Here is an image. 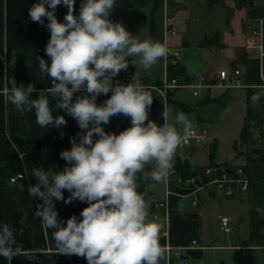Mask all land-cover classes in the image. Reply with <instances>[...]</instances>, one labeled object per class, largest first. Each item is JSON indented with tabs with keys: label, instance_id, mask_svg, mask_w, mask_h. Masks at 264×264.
Masks as SVG:
<instances>
[{
	"label": "clouds",
	"instance_id": "9594fccd",
	"mask_svg": "<svg viewBox=\"0 0 264 264\" xmlns=\"http://www.w3.org/2000/svg\"><path fill=\"white\" fill-rule=\"evenodd\" d=\"M63 4L67 14L59 22L55 11ZM47 5V7H46ZM115 0H82L79 15H75V0H39L28 12L31 20L46 25L50 39L43 57H36L42 76L51 78L52 86L39 91L33 84L10 89L8 99L21 111L35 109L36 122L41 127L60 128L67 121L63 115L54 116L49 99L56 97L55 110L63 111L77 121L82 130L70 138L71 149L60 157L66 161L60 171L33 169L38 183L27 189L32 198L42 203L35 215L45 229H53V240L58 253L76 255L87 264H168V253L160 243L162 225L150 219L149 205L137 190V174L156 183L165 181L174 168L178 149L189 138L196 137L192 121L183 112L175 116L162 113L164 123L149 119L153 95L139 77L127 85L113 78L129 67V58H138L139 66L147 71L167 57L168 48L153 39H139L120 22L109 17ZM51 9V10H49ZM251 46V45H250ZM136 66L137 60L131 59ZM110 98L96 103L99 95ZM86 93V95H75ZM264 98V85L250 97L253 109ZM123 114L131 118V126L119 134L106 132L113 116ZM182 126L183 130L177 126ZM258 136L257 129H250ZM94 134L96 139H94ZM150 166V171L146 167ZM63 190L70 196L65 199ZM54 200L65 204L73 200L87 202L80 212L81 219L72 215L66 224L57 219ZM15 228L0 225V257L10 262L25 255L17 245Z\"/></svg>",
	"mask_w": 264,
	"mask_h": 264
},
{
	"label": "crops",
	"instance_id": "0c3cea01",
	"mask_svg": "<svg viewBox=\"0 0 264 264\" xmlns=\"http://www.w3.org/2000/svg\"><path fill=\"white\" fill-rule=\"evenodd\" d=\"M177 2L176 0H174ZM39 0H0V172L6 169V160L8 156V146L16 151L23 171L28 177L15 184L7 180L0 179V225L5 223L15 228V238L17 245L22 246L25 255L14 257L11 264H87V260L76 255H64L57 252L53 240V229H45L42 221L35 215L36 206L41 204L39 198H32L27 189L30 185L38 183L31 174L33 169L43 168L45 171H60L64 168L66 161L60 157L64 150L71 149L70 138L76 137L82 130L78 127L77 121L63 111L55 110L56 97L51 93L45 92L53 108V115H63L67 121L66 125L60 128L41 127L36 122L35 109L32 111H19L13 105L8 97L13 82L17 86L27 87L33 84L37 92L33 93L31 99H36L43 91L52 85L51 78L42 76L38 68L36 57H43L46 62L51 63L50 58L45 53L46 45L50 39V32L46 25L47 18H44V24L33 22L29 16V8L38 3ZM82 0H75V15H79L80 4ZM155 0H115V6L110 15L113 22L122 23L126 30L139 39L151 38L155 41L164 43L161 32V24L157 20V32L153 37L150 32L151 13L153 11ZM172 23L175 21L176 11L168 4ZM47 7V5H46ZM51 10V9H49ZM68 9L59 5L55 15L59 22H63ZM243 14V44L238 47H230L220 40L221 46L213 47L217 50L227 49L232 53L227 64L234 66L233 72L221 68L219 73L214 76H207L201 69L197 68L196 58L188 59L180 63L185 65L187 73L193 78L194 83H199L201 77L208 81L218 80L221 71H228L229 83L236 85L237 80L241 86L224 89L219 87L201 89L199 95L195 96L196 89L169 90L163 93L160 86L164 84L167 78L166 57L159 60L152 68L145 71L138 64V58H129L128 69L122 70L113 78V86L117 82L127 85L128 76L139 77L141 83L153 95V103L149 109V119L163 124L162 113L169 111L172 116L177 112H183L189 117L196 114V122H192L200 132L206 136V142L217 145L222 141H231L237 144L238 140L245 138L246 145L252 148H260L264 145V98L261 99L257 108L253 109L250 97L257 90V86L264 85L260 77L264 73V57L260 58L256 49L248 50L246 45L250 40L249 29L261 24L262 43L264 45V2L253 0L252 5L239 10ZM160 10L157 12L160 15ZM175 24V23H174ZM179 36V35H178ZM177 36V37H178ZM204 34L198 43H200ZM169 38L167 47L171 50L184 48L191 49V44L187 39L182 40L179 45L170 44ZM212 38V37H211ZM257 41V40H255ZM212 48V47H209ZM131 59L137 60L136 66L132 65ZM9 62L6 68L5 62ZM240 70V75L235 76L234 72ZM86 95V93H77L75 95ZM111 92L107 95H99L96 103L102 104V98H110ZM216 114V115H214ZM194 121V120H193ZM219 125H221L219 127ZM106 132L119 134L127 127L131 126V118L123 114L113 116L110 123L102 125ZM215 126V128H214ZM180 129L182 126H177ZM226 128L229 131H223ZM239 128V132L235 129ZM245 128V135L243 129ZM231 129H234L233 131ZM250 129H257L259 135L256 136ZM94 139L98 138L94 134ZM205 142V143H206ZM205 143L200 147H190L184 150H178L174 166L180 161L188 163L193 168L197 166L223 165L213 162L210 158V151L206 149ZM206 153L209 156L207 162L201 161V156ZM244 161H246L245 154ZM150 171V166L146 167ZM170 176L163 182L145 180L142 173L137 174L138 191L144 196L149 205L150 219H154L155 204L164 201L168 196L171 180ZM14 188L19 192L17 206L13 195L5 189ZM65 199L70 196L67 190H63ZM212 192L201 191L197 195L198 204L195 205L194 196L179 197L174 212L171 213L169 220L161 217L156 220L160 223L162 231L160 234V243L163 246H170L173 249L180 248L187 241V236L195 235L199 246L191 247L186 250L185 261L190 264H199L205 260L209 251H221L222 253H234L244 251L248 253L261 252L264 255V208L258 207L253 200H247L246 195L241 198L227 199L228 203H235L233 207L236 210L235 222L245 223L248 229L247 237L241 243L240 237L235 233L226 234L225 241L221 244H212L215 242L213 229L215 224L219 225L223 217H228L221 213H216L211 207V202L220 198ZM55 210L58 212L57 219L66 224V221L72 215L81 219L80 212L87 207V202L73 200L69 204L63 201L54 200ZM230 221L232 217H228ZM232 224V221H231ZM233 226V224H232ZM221 232L222 222H221ZM233 231V230H232ZM224 233V232H223ZM259 235L255 243H251V235ZM212 258L210 254L207 261L210 264H235L233 258ZM262 258V257H261ZM248 259V258H247ZM225 260V262L223 261ZM250 262V259H248ZM0 264H10L5 258L0 257ZM164 264V262H161ZM168 264H179L176 258H172Z\"/></svg>",
	"mask_w": 264,
	"mask_h": 264
},
{
	"label": "rangeland",
	"instance_id": "374dc122",
	"mask_svg": "<svg viewBox=\"0 0 264 264\" xmlns=\"http://www.w3.org/2000/svg\"><path fill=\"white\" fill-rule=\"evenodd\" d=\"M260 1L261 3L264 2V0ZM223 2L226 6L234 9L229 20H227L226 10L221 4H217L213 8L208 9L207 0H182V2L169 0V4H171V7L176 11V22L174 23L179 29V36L177 35L178 37L176 36L171 39L170 44L178 46L182 40L187 39L191 44V49H186L181 58V62L196 58L197 68L201 69L207 76H214L219 73L220 69L223 67L233 72L234 66L227 64L232 56V53L227 49L217 50L213 47L199 49L198 43L204 34H207L211 38L216 32H219L223 43L230 47L241 46L244 40L242 35L243 14L235 8V0H223ZM196 114L197 113L189 116L192 117L191 121L193 123L196 122ZM220 126L221 125H219V127ZM221 130L229 131L226 128H221ZM231 130L233 131L234 129ZM235 131L239 132V128H236ZM205 147L210 152L214 151L215 158L213 159V162L223 165H240L245 159L243 154L247 151V145L243 140H238L237 144H233L231 141H222L216 146L206 142ZM208 159L209 156L206 153H203L201 161L207 162ZM233 204L235 203H228L226 198L220 197L211 202V208L216 213L232 217V234L236 233L240 237L241 243H243L247 237L248 229L245 223L238 224L235 222L234 218L236 210L233 207ZM217 223L213 229L215 242H212V244H221L226 238V234L220 230L221 222H219V225H217ZM209 254L212 258L220 259L230 257L231 254V258L234 259L235 264H264V255H260L261 252L248 253L237 251L234 253H222L221 251H209L208 255ZM207 256L205 260L199 264H210V262L207 261ZM247 258L250 259V262ZM223 261L225 262V260Z\"/></svg>",
	"mask_w": 264,
	"mask_h": 264
},
{
	"label": "built area",
	"instance_id": "2783aa9c",
	"mask_svg": "<svg viewBox=\"0 0 264 264\" xmlns=\"http://www.w3.org/2000/svg\"><path fill=\"white\" fill-rule=\"evenodd\" d=\"M177 2H182V0H176ZM169 0H160L159 1V21L161 24V32L162 38L167 47V41L171 37H176L179 34L178 27L172 23L171 21V14L169 11ZM262 26L258 24L249 29V36L250 40L248 41L246 48L248 50L256 49L260 58L264 57V45L262 43ZM257 40V41H255ZM251 45V46H250ZM168 48V55L166 57L167 66L173 63L175 60H181L184 55V48L180 47L175 50H171ZM6 68L9 67V62H5ZM235 76L240 75V70H236L234 72ZM263 84H264V73L262 72L260 75ZM132 76H128V81H132ZM241 86V82L237 80L236 85H231L229 83V74L228 71L224 70L221 71L219 74L218 80L208 81L205 77H201L199 79V83H194L193 80L186 81L177 78L169 79L166 78L163 85L160 86V90L163 93H167L169 90H182V89H196L194 92L195 96L199 95V91L201 89L219 87L224 89H230L233 87ZM196 131V137L189 138L188 142L183 145L178 150H184L190 147H200L206 142V136L200 132V130L193 125ZM183 130V127L180 128ZM28 177L27 173L22 171L14 175L10 179L11 184H15L20 180H24ZM174 177L171 180V183L175 184L176 189L182 188L188 190V193L181 195L175 191L169 189L168 196L164 201H160L155 204V212H154V219L158 220L161 217H165V219L169 220L171 215V200L170 195H174L177 197H185V196H194L196 199L194 204H198L197 195L201 191L212 192L215 195L221 196L223 198L232 199V198H239L243 197L248 193L249 190V179L242 170L241 167L235 165H213L207 167L202 175L191 177L184 180L181 176H179L175 169L170 174V178ZM222 230L224 233L229 234L232 232V224L228 217H223L222 220ZM199 246V242L196 238H193L186 242L180 248L176 250L170 246H165L168 253V262L174 257L177 259L179 264H188L187 261L184 259V255L186 254V250L191 247Z\"/></svg>",
	"mask_w": 264,
	"mask_h": 264
},
{
	"label": "trees",
	"instance_id": "16d2710c",
	"mask_svg": "<svg viewBox=\"0 0 264 264\" xmlns=\"http://www.w3.org/2000/svg\"><path fill=\"white\" fill-rule=\"evenodd\" d=\"M159 1L155 0L154 8L151 13V20H150V32L154 37L157 32V20L159 19L157 12L159 11ZM253 0H235V8L238 10H242L247 8L248 6L252 5ZM221 4L227 13V20H229L230 16L233 14L234 9L226 6L223 0H207V7L208 9L213 8L215 5ZM221 35L219 32H216L212 38H208L205 36L200 43L201 47H219L221 46L220 43ZM167 78L173 79H181L186 81H191L193 78L187 73V68L185 65L181 64L180 61L177 63H171L168 65L167 69ZM107 100L106 97L102 98V103ZM243 135H245V128L243 129ZM246 141L245 138L242 139ZM214 157V151L210 152V158ZM246 161L242 165H236L241 167L246 176L249 179V190L246 194L247 200H253L256 202L258 207L264 208V145L261 147V153L259 155H255L254 148L247 144V151L245 153ZM213 165L208 166H197L193 168L188 163L185 162H178L173 169L176 170L177 174L181 176L184 180L196 177L203 174V171ZM23 168L21 166L19 157L16 151L13 150L11 146H8V156L6 160V169L3 172H0V179L7 180L8 182L10 179L19 172H22ZM10 183V182H9ZM14 197L17 206L20 208L18 203L19 192H17L14 188L6 187ZM170 190L175 191L176 187L174 183L170 184ZM241 200L243 199L242 197ZM179 197L170 195L171 200V213L174 212V209L177 205ZM262 237V236H261ZM259 235L252 234L251 235V243H255L259 238ZM197 238L195 235L187 236V241ZM264 238V236L262 237Z\"/></svg>",
	"mask_w": 264,
	"mask_h": 264
},
{
	"label": "water",
	"instance_id": "95a60500",
	"mask_svg": "<svg viewBox=\"0 0 264 264\" xmlns=\"http://www.w3.org/2000/svg\"><path fill=\"white\" fill-rule=\"evenodd\" d=\"M179 60H175L174 63H177ZM254 153L255 155H259L261 153V149L260 148H255L254 149ZM177 193L181 194V195H184L186 193H188V190H185V189H182V188H177L176 189ZM221 264H224V263H221Z\"/></svg>",
	"mask_w": 264,
	"mask_h": 264
}]
</instances>
